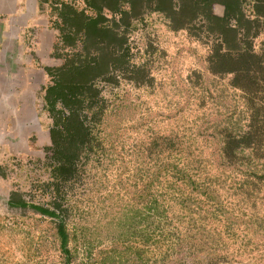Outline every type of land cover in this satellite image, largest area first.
I'll list each match as a JSON object with an SVG mask.
<instances>
[{"label":"rangeland","instance_id":"rangeland-1","mask_svg":"<svg viewBox=\"0 0 264 264\" xmlns=\"http://www.w3.org/2000/svg\"><path fill=\"white\" fill-rule=\"evenodd\" d=\"M139 3L102 10L120 42L99 51L67 32L84 0L0 1V264H264V2L233 47ZM74 53L100 75L70 150L43 97Z\"/></svg>","mask_w":264,"mask_h":264},{"label":"trees","instance_id":"trees-1","mask_svg":"<svg viewBox=\"0 0 264 264\" xmlns=\"http://www.w3.org/2000/svg\"><path fill=\"white\" fill-rule=\"evenodd\" d=\"M140 1L142 0H84L86 6L90 10H94V13H97L96 16L85 17L88 18L86 19L87 22L84 21L85 18H82L79 24L74 25L73 23L70 24L71 26L68 25L67 32L69 34L73 31L74 35L71 39L74 40L78 35H81V30H83L86 41L88 44L95 46L96 50L100 51L108 49V47L111 48L113 45H118L120 41L117 34L107 26V19L103 16L102 10L104 8L109 9L115 14L121 15L120 20L124 18V20L130 22L131 13L133 12L130 13L122 5L124 6V4L129 3L132 11ZM152 1L155 4V11L164 13L165 15L174 13L180 21L182 19L193 20L197 17L208 21L210 33L222 35L226 46L229 47L236 45L235 40L238 35L237 29L228 26L231 20H234L239 28L244 29L246 34L250 32L251 26L249 24H251L252 20H246L243 13V3L245 0H176L175 5L177 3L178 6L175 10L173 0H149V2ZM262 1L264 2V0ZM214 4L223 6L224 14L222 17L212 15L211 7ZM139 5L141 4L139 3ZM62 7H66L64 3ZM252 10L253 14L257 17H264V11L260 10V5H253ZM170 18L175 21L174 16L170 15ZM244 52L243 54L245 55L247 51L245 50ZM88 58L87 60L85 57H79L77 53H74L72 54V61H69L70 59L68 58L62 66L51 70L47 69L52 82L45 88L43 97L45 102L44 109L49 112L55 121L50 133L57 142H60V138L61 140L63 139L69 145L70 150H73L74 147L76 148V141H78V144L83 143L87 134V129L83 126V121L78 112L82 108H80L81 98L76 99V96L78 94L81 95L80 92H83V89L87 87V81L85 80H87L90 74H92L93 78L100 75V72H95V70L93 72V63L96 59L94 57ZM249 68L251 67L249 66L247 70ZM57 106H59V109L56 108ZM42 211L46 214L49 213L48 210ZM49 214L53 215V213ZM61 227L63 230V226ZM61 236L62 243L65 245V235L63 236L62 234Z\"/></svg>","mask_w":264,"mask_h":264},{"label":"crops","instance_id":"crops-1","mask_svg":"<svg viewBox=\"0 0 264 264\" xmlns=\"http://www.w3.org/2000/svg\"><path fill=\"white\" fill-rule=\"evenodd\" d=\"M1 1V3L2 2H5V3H8L7 5H13V6H15V1L16 0H0ZM22 1H24V9L26 10V8L28 9V8H30V7H32V9L35 7V4H36V0H22ZM33 4H34V7H33ZM2 7V5L0 4V8ZM21 7V6H20ZM36 7H37V5H36ZM34 10H36V9H34ZM30 12V11H29ZM24 13V12H23ZM35 15V16H34ZM34 18H35V21L37 22L40 18L39 17H37L36 16V13H35V11H34ZM30 16H31V14H30ZM28 17H29V15H28ZM28 17H25V19H27ZM29 18H32V20L34 21V19H33V17H29ZM36 18H37V20H36Z\"/></svg>","mask_w":264,"mask_h":264}]
</instances>
